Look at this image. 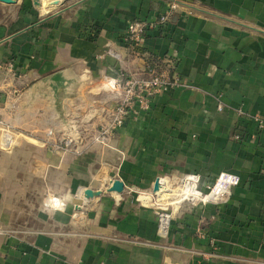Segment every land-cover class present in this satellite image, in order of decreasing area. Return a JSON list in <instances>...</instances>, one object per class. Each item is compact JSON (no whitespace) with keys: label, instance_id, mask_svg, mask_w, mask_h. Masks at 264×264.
I'll return each instance as SVG.
<instances>
[{"label":"crops","instance_id":"0c3cea01","mask_svg":"<svg viewBox=\"0 0 264 264\" xmlns=\"http://www.w3.org/2000/svg\"><path fill=\"white\" fill-rule=\"evenodd\" d=\"M182 1L137 53L129 24L156 20L168 0H76L46 17L28 0L0 3V264H264V130L250 118L264 116V0ZM153 63L189 87L158 94L108 146L86 148L122 99L104 81ZM77 133L80 155L51 144ZM221 173L239 185L195 207L179 194L161 237L139 197L158 179L170 189L169 177L198 174L205 190ZM115 179L122 195L83 197ZM52 196L62 209L46 205Z\"/></svg>","mask_w":264,"mask_h":264},{"label":"built area","instance_id":"2783aa9c","mask_svg":"<svg viewBox=\"0 0 264 264\" xmlns=\"http://www.w3.org/2000/svg\"><path fill=\"white\" fill-rule=\"evenodd\" d=\"M183 4L182 0H168V9L154 21L135 20L132 21L124 37L126 46L131 53L138 52L141 48L144 38L149 30H154L162 25L167 24L171 17L179 11ZM109 55L115 59H120L118 53L109 51ZM12 62H7L4 66L11 68ZM2 66H0L1 68ZM105 87L110 91H121L122 99L115 107L109 110L110 119L106 123L99 126L96 133L92 136L91 141L86 148L93 145L108 146L110 140L118 133L124 125L133 117H137L142 113L151 110L153 99L160 93L165 92L174 87L189 86L182 81L178 73L171 67L163 66L159 63L148 65L142 77L135 75L122 74L119 79L108 78L104 81ZM243 114L241 111H239ZM258 126L260 131L264 130V116L254 115L250 117ZM9 127L0 119V132L6 133ZM77 132V131H76ZM54 132L50 131L49 136H54ZM6 135V134H5ZM8 135V134H7ZM77 138L61 135L60 138L51 143L56 150L68 151L73 154L80 155L83 153L80 147L84 146V138L81 133H77ZM4 136V135H3ZM236 140L241 137L237 135ZM173 179V178H171ZM178 179V178H177ZM240 179L230 173H221L212 186H208L205 190L201 188V177L198 174L184 175L175 182V186L185 188L184 203H192L194 206L207 205L216 203L229 195L233 187L238 186ZM48 205L53 209H62L64 205L56 197H48ZM166 207V208H164ZM158 210V234L165 238L169 235L171 223L173 219V207L156 206ZM216 254L211 253L204 255V259L215 257Z\"/></svg>","mask_w":264,"mask_h":264},{"label":"rangeland","instance_id":"374dc122","mask_svg":"<svg viewBox=\"0 0 264 264\" xmlns=\"http://www.w3.org/2000/svg\"><path fill=\"white\" fill-rule=\"evenodd\" d=\"M73 1H76V0H64L63 1V3H62V5L60 6V7H57V8H51V9H47V10H44L43 8H41V7H39L38 6V8L37 7H35V5H34V1L33 0H28V3L32 6V8L35 10V12L38 14V15H41V16H44V17H46V16H48V15H51V14H53V13H56L57 11H60L61 9H63L64 8V6H66L67 4H70V3H73ZM47 11L46 13L44 12V11ZM169 178H178V179H180V178H182V177H169ZM178 185H176L175 186V183H174V185H170V189H166L165 190V192L167 193V196H165V197H163V198H161V201L162 202H159L158 201V199H157V196L155 195V193H154V188H153V190H152V192L151 193H146L147 195H141V196H148V197H150L151 198V201H152V204H153V207H154V209L157 211V213H158V210L155 208L156 206H171V207H173L172 205H169V202H172V203H174V202H177V200H181V198L182 197H177L178 195H179V191H182V190H184L185 188H181V187H177ZM106 188L107 187H104L103 188V191L105 192L106 191ZM92 190V189H91ZM150 192V191H149ZM107 194H109V193H107ZM123 194V193H122ZM121 194V195H122ZM133 195H135V196H139L138 194H135V193H133ZM164 196V195H163ZM160 197H162V195L161 196H158V198L160 199ZM174 197V198H173ZM99 198V197H98ZM168 203V204H165V203ZM184 204H189V205H191V206H194L192 203H184ZM184 204H182V205H184ZM195 207V206H194ZM164 208H166V207H164ZM173 209H174V207H173ZM157 217H158V214H157Z\"/></svg>","mask_w":264,"mask_h":264},{"label":"water","instance_id":"95a60500","mask_svg":"<svg viewBox=\"0 0 264 264\" xmlns=\"http://www.w3.org/2000/svg\"><path fill=\"white\" fill-rule=\"evenodd\" d=\"M33 1H34L35 7L38 8L39 2L37 0H33ZM18 2L19 0H0V3H4L7 5H14V4H17ZM68 136L77 138V135H68ZM12 143H13V137L6 134L3 136L1 148L4 150H9L12 146ZM159 182L160 180L158 179L154 184L155 191L156 189H158ZM124 191H125V183L121 180L115 179V180L110 181L105 192L103 191V189L102 190L86 189L83 194V197L87 200H90V199L101 197L104 193L106 194L116 193L118 195H121L122 193H124ZM78 209H80V207Z\"/></svg>","mask_w":264,"mask_h":264},{"label":"bare ground","instance_id":"6f19581e","mask_svg":"<svg viewBox=\"0 0 264 264\" xmlns=\"http://www.w3.org/2000/svg\"><path fill=\"white\" fill-rule=\"evenodd\" d=\"M39 2V7L43 8L44 10H47V9H51V8H57V7H60L63 3L64 0H37ZM160 182H159V185H158V189H156L155 191V187H154V193L155 195L158 197V196H161L163 194V192L166 190L165 187L163 186L162 184V181L161 179H159ZM162 193V194H161ZM180 195L182 196H185L186 194V189L182 190V191H179L178 192ZM139 200L144 204L146 205L145 201H151V198L148 197V196H140L139 197ZM152 202V201H151Z\"/></svg>","mask_w":264,"mask_h":264}]
</instances>
